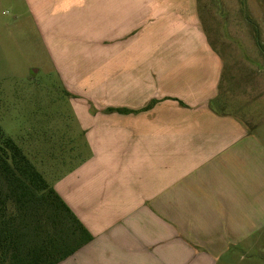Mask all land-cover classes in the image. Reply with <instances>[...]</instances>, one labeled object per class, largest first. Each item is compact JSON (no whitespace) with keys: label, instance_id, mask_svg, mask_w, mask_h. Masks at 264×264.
I'll return each instance as SVG.
<instances>
[{"label":"crops","instance_id":"obj_1","mask_svg":"<svg viewBox=\"0 0 264 264\" xmlns=\"http://www.w3.org/2000/svg\"><path fill=\"white\" fill-rule=\"evenodd\" d=\"M23 1L85 138L53 187L93 239L58 264H264V113L222 94L261 62L217 0Z\"/></svg>","mask_w":264,"mask_h":264},{"label":"rangeland","instance_id":"obj_2","mask_svg":"<svg viewBox=\"0 0 264 264\" xmlns=\"http://www.w3.org/2000/svg\"><path fill=\"white\" fill-rule=\"evenodd\" d=\"M207 6L221 44L256 47L261 62L247 70L226 64L224 74L232 73L235 84L222 91L224 107L231 95L232 108L264 113V0H217ZM48 49L29 6L23 0H0V125L53 186L71 171L73 152L84 151L85 138ZM238 55L252 63L246 53Z\"/></svg>","mask_w":264,"mask_h":264},{"label":"trees","instance_id":"obj_3","mask_svg":"<svg viewBox=\"0 0 264 264\" xmlns=\"http://www.w3.org/2000/svg\"><path fill=\"white\" fill-rule=\"evenodd\" d=\"M92 239L0 125V264H58Z\"/></svg>","mask_w":264,"mask_h":264}]
</instances>
